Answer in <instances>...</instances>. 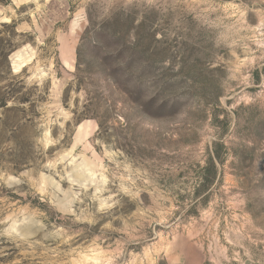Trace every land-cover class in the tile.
Listing matches in <instances>:
<instances>
[{
	"label": "rangeland",
	"instance_id": "rangeland-1",
	"mask_svg": "<svg viewBox=\"0 0 264 264\" xmlns=\"http://www.w3.org/2000/svg\"><path fill=\"white\" fill-rule=\"evenodd\" d=\"M0 264H264V0H0Z\"/></svg>",
	"mask_w": 264,
	"mask_h": 264
}]
</instances>
